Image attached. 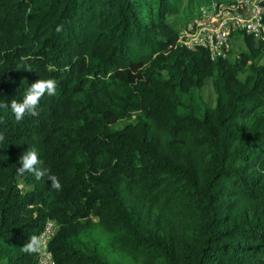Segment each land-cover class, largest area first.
I'll return each instance as SVG.
<instances>
[{"label":"trees","instance_id":"16d2710c","mask_svg":"<svg viewBox=\"0 0 264 264\" xmlns=\"http://www.w3.org/2000/svg\"><path fill=\"white\" fill-rule=\"evenodd\" d=\"M210 1L0 0V264H37L47 220L56 264H264V42L175 47ZM38 79L56 94L17 122ZM32 149L40 180L17 172Z\"/></svg>","mask_w":264,"mask_h":264},{"label":"built area","instance_id":"2783aa9c","mask_svg":"<svg viewBox=\"0 0 264 264\" xmlns=\"http://www.w3.org/2000/svg\"><path fill=\"white\" fill-rule=\"evenodd\" d=\"M250 37L256 44L264 42V0L210 1L198 7L196 14L181 26L176 45L194 52L206 50L212 61L228 58L237 41ZM58 225L47 220L38 237L43 247L37 264H56L49 244Z\"/></svg>","mask_w":264,"mask_h":264},{"label":"clouds","instance_id":"9594fccd","mask_svg":"<svg viewBox=\"0 0 264 264\" xmlns=\"http://www.w3.org/2000/svg\"><path fill=\"white\" fill-rule=\"evenodd\" d=\"M62 30V26H57L56 31L59 33ZM57 91V82L54 79H38L32 83L22 101L17 102L12 100L10 104L11 112L14 114V117L17 122L22 121L26 115L29 116H38L39 112L37 111L39 102L41 98L47 94L53 96ZM9 105H0V107H8ZM3 140V136L0 135V141ZM20 167L17 169L18 174L23 175L25 172H30L35 175L37 180L43 178L47 173L48 169L38 168L37 166L41 164V161L38 158L37 152L32 149L24 153L19 158ZM49 181L51 182V187L56 191L62 189V185L59 179L55 175L48 176ZM43 243L40 237L33 235L28 239V242L22 246V251L28 254L38 253L41 251Z\"/></svg>","mask_w":264,"mask_h":264},{"label":"rangeland","instance_id":"374dc122","mask_svg":"<svg viewBox=\"0 0 264 264\" xmlns=\"http://www.w3.org/2000/svg\"><path fill=\"white\" fill-rule=\"evenodd\" d=\"M256 45H258V44H256ZM244 52H246V47L244 45V41L243 40H239V41L236 42V44L233 45V49H232V51L229 54L230 55V59H232L234 61L240 56V54H242ZM256 64L258 66L264 65V49L263 48L259 49V52H258V55H257V58H256ZM201 94H202V96L204 98L205 103L208 106H210V107L214 106V104H215V94H214L212 83H211L210 80H207L205 82V85H204V87L201 90ZM123 123L124 122H122L118 127H120ZM20 187H23V186L21 185ZM98 245H99V243H98ZM100 246H101V249H102L103 246H102L101 243H100ZM105 256H106V258L108 260H111V259L115 258V254L112 253V252H108Z\"/></svg>","mask_w":264,"mask_h":264}]
</instances>
